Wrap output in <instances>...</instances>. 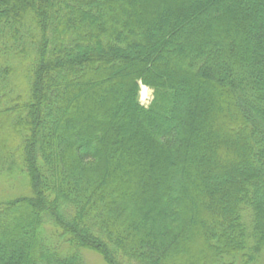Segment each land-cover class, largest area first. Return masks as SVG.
Returning a JSON list of instances; mask_svg holds the SVG:
<instances>
[{"label":"trees","instance_id":"16d2710c","mask_svg":"<svg viewBox=\"0 0 264 264\" xmlns=\"http://www.w3.org/2000/svg\"><path fill=\"white\" fill-rule=\"evenodd\" d=\"M20 179L0 264H264V0H0Z\"/></svg>","mask_w":264,"mask_h":264},{"label":"rangeland","instance_id":"374dc122","mask_svg":"<svg viewBox=\"0 0 264 264\" xmlns=\"http://www.w3.org/2000/svg\"><path fill=\"white\" fill-rule=\"evenodd\" d=\"M144 87V86H141ZM145 91H143V88H140L139 92V102L143 106H147L151 100V90L144 87ZM43 134V133H42ZM27 182L25 180H17L14 183H6L3 181H0V202L2 199H8V198H14L21 195H24L25 192H27ZM83 259L86 264H106L101 256L98 254L92 252V251H82ZM263 264V263H258Z\"/></svg>","mask_w":264,"mask_h":264},{"label":"bare ground","instance_id":"6f19581e","mask_svg":"<svg viewBox=\"0 0 264 264\" xmlns=\"http://www.w3.org/2000/svg\"><path fill=\"white\" fill-rule=\"evenodd\" d=\"M143 91H145V88L143 87Z\"/></svg>","mask_w":264,"mask_h":264}]
</instances>
